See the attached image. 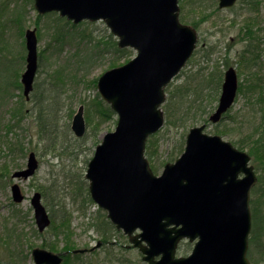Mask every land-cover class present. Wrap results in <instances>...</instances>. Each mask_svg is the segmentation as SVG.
Masks as SVG:
<instances>
[{
    "label": "rangeland",
    "instance_id": "obj_1",
    "mask_svg": "<svg viewBox=\"0 0 264 264\" xmlns=\"http://www.w3.org/2000/svg\"><path fill=\"white\" fill-rule=\"evenodd\" d=\"M178 4L180 20L197 31V44L165 89L164 124L146 142L145 154L156 175L181 155L193 126L207 122L206 132L217 133L249 155L248 138L254 131L259 134L257 126L264 127V0L249 27L251 14L242 0L228 8H219L218 0H178ZM28 28L36 31L38 67L27 100L20 79L26 68ZM117 42L102 20L74 24L55 11L38 13L34 0H0V264L13 263L10 255L18 250L17 244L29 252L25 264H33L34 247L63 252L89 248L97 241L103 243L100 248L78 256L71 253L67 264H146L127 235L110 227L107 212L91 199L85 177L95 146L117 122V115L106 111L111 108L98 92V78L136 54L131 47L119 48ZM229 66L237 72L240 90L223 119L212 124L208 117L215 110ZM79 105H84L86 126L81 137L71 130ZM222 128L229 133H220ZM29 152L35 153L38 168L27 179H13L14 171L26 167ZM251 163L258 180L250 190V236L258 223L264 243L260 180L264 164L253 155ZM14 182L26 196L19 204L11 198ZM36 191L52 221L44 233L37 230L30 204ZM63 221L68 235L59 228ZM7 228L13 233L9 239ZM193 244L180 241L177 255H188ZM250 248L249 243L248 252ZM258 254L256 248L251 259L256 264ZM18 256L23 258L22 251Z\"/></svg>",
    "mask_w": 264,
    "mask_h": 264
},
{
    "label": "water",
    "instance_id": "obj_2",
    "mask_svg": "<svg viewBox=\"0 0 264 264\" xmlns=\"http://www.w3.org/2000/svg\"><path fill=\"white\" fill-rule=\"evenodd\" d=\"M235 2L219 0L218 5L230 7ZM35 7L40 13L57 10L75 23L102 19L119 37V47L137 50L134 58L98 78V91L118 120L114 131L96 146L85 174L92 199L107 210L116 228L129 235L148 264H252L246 252L250 189L257 176L250 155L221 136L204 132L205 123L189 129L184 151L175 162L166 163L160 175L153 173L144 154L148 136L164 123L160 107L164 88L190 58L197 41L195 28L179 21L178 0H35ZM25 37L27 65L21 82L28 98L37 69L35 30L27 29ZM237 89V72L229 66L210 121L217 122L230 108ZM83 112L80 105L72 119L71 129L78 137L85 132ZM37 167L30 152L27 167L12 177L26 179ZM11 195L16 203L24 200L17 183L11 185ZM31 204L35 223L43 231L51 219L39 192ZM137 229L140 232L134 234ZM183 237L199 239L190 255L175 257ZM31 255L34 264L62 261L59 253L39 247Z\"/></svg>",
    "mask_w": 264,
    "mask_h": 264
},
{
    "label": "trees",
    "instance_id": "obj_3",
    "mask_svg": "<svg viewBox=\"0 0 264 264\" xmlns=\"http://www.w3.org/2000/svg\"><path fill=\"white\" fill-rule=\"evenodd\" d=\"M242 1L244 2V5H245L244 8L247 9L245 11H247V13L251 14V15H249L250 18H248V20H250V22H248V23H250V24H248L247 27H249L251 25V22L254 19L257 20V17H258L257 15L260 12V1L261 0H242ZM252 15H255V16H252ZM257 79H259V77H257ZM168 105H167V110H168ZM106 111L113 113V111L109 108H106ZM260 126L261 125L257 126V131L259 132V134L257 135L254 131L251 134V137L248 138V140H250V142H251V144L249 145L251 155L254 156V159H256V161H258V160L262 161V163L264 164V127L261 130H259ZM219 132L224 133V134L229 133V131L226 130L225 128H222L221 130H219ZM254 135H257V136L253 138ZM148 143H150V142H148ZM240 145H242V144H240ZM148 154H150V155L152 154L151 144L150 145L148 144ZM262 176L263 175L260 176V180L263 181V188H262L263 191L261 193V196H264V176L263 177ZM257 218L258 217H255L256 222H257ZM108 224L110 225V227L112 226V224L110 222H108ZM58 225H59V228L61 229V232L65 235H68L67 233H64L67 230V228H65L64 221L60 222ZM259 229H258V223L255 224L254 229L252 231L253 234L250 237L251 248L249 249L248 254H249V258L253 259L252 258L253 251H256V248H257L259 254H258V258H254V260L257 263L263 262V264H264V243L260 239L261 236L259 235V233H260ZM12 231L14 232V229H12ZM6 234H7L8 239L11 238L13 235V233H11L8 228L6 230ZM18 237H19V235H18ZM12 241H14V240H12ZM17 247H18V250L17 251L15 250L16 253L12 252V255H10L11 263L13 262L12 264H25L27 259H28V256H29V252L24 253L23 252L25 250L24 248H23V250H22V248L20 250L19 244H17ZM28 247H30V246H28ZM54 247L55 246L52 245L51 249H54ZM21 251H22L24 256H23V258H18L19 257L18 253H21ZM69 254H71V253H67L64 256L62 264H67V262H68L67 259L70 258ZM75 256H78V254H76Z\"/></svg>",
    "mask_w": 264,
    "mask_h": 264
},
{
    "label": "flooded vegetation",
    "instance_id": "obj_4",
    "mask_svg": "<svg viewBox=\"0 0 264 264\" xmlns=\"http://www.w3.org/2000/svg\"><path fill=\"white\" fill-rule=\"evenodd\" d=\"M228 68V67H227ZM224 73H225V71H224ZM224 76V75H223ZM223 82V81H222ZM221 86H222V84H221ZM28 100V99H27ZM47 230V229H46ZM45 230V231H46ZM182 241V240H181ZM103 244V243H102ZM102 244H101V246H102ZM179 245V244H178ZM100 248V247H99ZM96 249H98V248H93L92 250H90V251H87L86 253H92L93 251H95ZM178 249V248H177ZM65 251H67V250H65ZM141 252V251H140ZM61 254H63V255H66L67 254V252H62ZM157 259L159 258V257H156ZM142 259H143V254H142ZM156 260V259H155ZM252 261V260H251ZM253 262V261H252ZM254 263V262H253ZM263 263V262H262ZM257 264H259V263H257Z\"/></svg>",
    "mask_w": 264,
    "mask_h": 264
}]
</instances>
